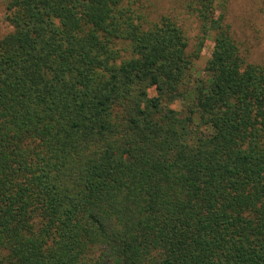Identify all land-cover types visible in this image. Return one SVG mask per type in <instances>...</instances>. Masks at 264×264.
<instances>
[{"label": "trees", "instance_id": "1", "mask_svg": "<svg viewBox=\"0 0 264 264\" xmlns=\"http://www.w3.org/2000/svg\"><path fill=\"white\" fill-rule=\"evenodd\" d=\"M4 5L0 264H264V68L225 2L189 1L191 48L141 0Z\"/></svg>", "mask_w": 264, "mask_h": 264}, {"label": "rangeland", "instance_id": "2", "mask_svg": "<svg viewBox=\"0 0 264 264\" xmlns=\"http://www.w3.org/2000/svg\"><path fill=\"white\" fill-rule=\"evenodd\" d=\"M190 0H141L144 14L158 20L161 16L173 19L185 32L190 48L194 47L200 37L198 23L187 8ZM226 3V19L231 28V35L240 46L246 59L264 68V0H219ZM6 22L4 0H0V40L10 31ZM213 49V39L204 40L198 59L193 64L195 77L201 74ZM152 96L154 90H150ZM172 108L180 110L181 103L176 102Z\"/></svg>", "mask_w": 264, "mask_h": 264}]
</instances>
